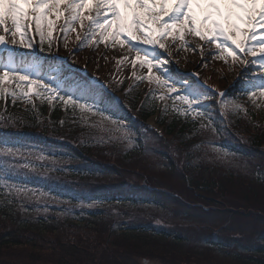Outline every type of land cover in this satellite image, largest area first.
<instances>
[{
  "label": "rangeland",
  "instance_id": "obj_1",
  "mask_svg": "<svg viewBox=\"0 0 264 264\" xmlns=\"http://www.w3.org/2000/svg\"><path fill=\"white\" fill-rule=\"evenodd\" d=\"M61 10H63V6H61ZM100 11L103 13L102 8ZM96 12V7L86 8L83 10L85 18L82 21L77 20L75 22L66 23V21H70L69 12L64 11L63 15L57 16L55 10L50 11L48 13V18L54 23L51 28L50 36L48 34L49 28L47 21H45L43 25V31L45 33L43 45L47 48L44 50L45 53L49 57L55 55L68 57L75 68L84 69L89 77H94L96 80H100L104 84H107L108 87L115 91L117 96L124 99V103H130V99L132 101V99H136L137 97L136 103L135 100L132 101L135 105L142 103L147 98H157L158 104L161 106H164L165 103L167 104L168 99L166 96H162L161 92L164 93L165 90L169 92L170 88L166 85L157 84L154 79L155 77H159L161 80H164L163 78L167 77L164 75V72L158 71L153 67L151 73H149L147 65H142L140 61H136L135 59L137 54L141 57L147 56V52L137 53L135 49L130 50L127 43L121 45L119 39L113 41L111 36L105 39L104 36L101 35L102 29L96 28L95 26L90 28L91 22L86 17L88 15L96 16ZM24 23L28 25L30 20H26ZM82 23L83 27L81 26ZM32 27L41 45L39 28L34 20H32ZM8 28V33H5L3 28H0V35H5L8 41H11L13 38L17 41L16 44L8 43V46L20 50L30 49L26 46L29 43L28 28L25 29L27 35L24 36L23 44L20 43L21 37L19 33H17L15 37H12L11 32L14 28L10 21L8 22ZM261 30L263 32L262 34H264V28L258 25L257 32ZM262 34L259 35L264 38ZM137 35H139V33H137ZM162 43L165 44V48L160 50L168 55V58L163 56L164 59L161 58L166 61L164 65L165 71L169 73L172 72L171 67L172 64H174L180 71L193 72L199 80H204L209 85L215 87L217 92L225 90L234 80H237L236 85L239 86L247 82H254V80L250 78L251 74L254 76L257 75L258 77L264 76V67L260 66L264 64V62H261V64L255 63V61H253L254 56H251L253 55L252 51H249L245 60L238 54L237 58L225 56L217 49L216 43H209L188 30H185L183 39L179 38V33L177 31H173L172 35L167 36ZM250 46H252L251 48L255 51L257 56L260 57L262 55L259 44L256 43L253 45V42H250ZM1 47L2 46H0V48ZM246 60L247 63L245 64ZM153 63H155V61H153ZM246 68L249 70L245 71ZM29 76L32 77V72ZM10 80L11 79L7 78L4 81V88L8 85L11 86ZM258 82V79H256L254 83L257 84ZM30 85L34 84L28 83V85H26V83L17 82L14 83L13 87L16 86V94H23L24 91L32 95L37 94L38 92L35 87ZM18 87L19 91L17 92ZM241 88V90L246 89L243 87ZM253 88L254 89H252V87L248 88V92L244 90L237 94L238 96L243 94V96L228 97L224 100V104H221L223 111H220L225 126L229 128L227 131H224L225 133H223V135L230 140L234 138L239 139L241 144L247 149L254 146L250 140H246L244 139L245 137H243L244 130L246 133H249V131L246 130L249 126L252 128V132H254L253 129L255 128L257 129L255 132H259L264 138V90L256 87ZM39 90L41 91V87H39ZM156 91H158V93H156ZM35 98H37V95ZM217 108V106L213 107L214 110ZM239 108L242 109V111ZM246 108L248 112L245 111ZM242 112L244 114H242ZM151 119L154 120L149 121L156 125V118L152 117ZM257 122L261 123L260 127H256ZM206 134V137L212 138L210 132L207 131ZM262 141L264 142V139H262ZM163 142L169 147L172 139H168L167 142L163 140ZM148 143L151 145V148L158 150L156 145H158L159 142L155 137L151 136ZM159 144L162 145L161 143ZM208 148L209 149L203 147L201 153L205 162L213 166L222 165L225 169H230L229 171L233 172L234 175L237 172L240 176L239 180H241L240 183H230L228 180L231 178L227 179L221 190L222 192L217 191L216 193L218 195L220 194L217 199L218 203H215L217 208L207 203L209 201L205 200L202 198L203 196L196 194V192L188 187L181 170L184 156L180 154L181 151L179 150L178 153L172 155L173 162L177 164L175 167L176 170H171L172 168L167 165V160H165L166 165L164 167L159 165L162 161L159 160L157 154H148L140 156L133 166L129 165L131 172L125 173L122 177L106 175L94 180L99 186L115 187L124 185V187H131L145 184L147 181L145 177L147 175L155 186L159 185L162 187V182L167 187H165L166 190L164 189L165 195L169 197L173 196V201L169 198H165L163 206L118 205L116 208L117 212H112L111 219L106 222L114 225L116 220L117 224L115 227L120 226L121 231H125L126 226L130 227L138 224L155 226L156 228L162 227L169 230L171 233L185 234L192 240L188 245H176L168 239L158 238L161 239L159 241L150 238L147 244H145L139 238L145 237L146 235L139 234L141 230L136 229L135 232L138 234L136 235L140 237L126 239L127 241L122 245L126 247L123 250L122 256L119 255L120 253L116 255L115 245H111V247L108 248L103 244V246L100 247L99 251L103 255L105 261L113 260L111 257L113 255L121 264H233L231 261L217 254L214 250H209L207 248L199 249L201 246H199L198 234H216L227 230L228 234L231 235L234 233L233 231L235 228H249V224H243V222H247L248 219L246 216L242 215L243 213L241 212L245 211L241 208L239 209V206L250 207L252 211L255 210V207H260L263 209L262 215L260 213L255 214H259L258 216L260 217L264 216V189L261 191L255 189L253 195H250L247 191V187H250L248 184H253L254 186L259 185V188L261 186L264 187V147L262 148L263 150L260 149V151L246 157L243 155L236 156L229 152L221 151L216 146H209ZM29 156L33 158L31 154H29ZM47 160L50 159L45 158V161ZM257 170L259 172L255 175ZM235 179L236 177H234V180ZM32 198L33 200L40 198L50 206H57L61 209L60 211L49 210L53 215L65 216L64 213H67V209L83 208L84 205H73L67 200L50 196H43V198H41L38 193H30L28 199ZM184 202H186L187 207L184 205ZM93 206L94 205H91V207ZM255 214L253 215L256 216ZM89 227L93 228V226L89 224L82 225L80 229L74 231V236L81 241L91 240L93 231ZM101 237H96L98 245L106 239L105 235ZM70 240L75 241L76 239L72 238ZM134 246L139 247L141 251L138 252L135 250L134 248L136 247ZM145 251H149L147 254L151 258H143L142 255L146 254ZM189 254H191L192 257H188Z\"/></svg>",
  "mask_w": 264,
  "mask_h": 264
},
{
  "label": "trees",
  "instance_id": "obj_2",
  "mask_svg": "<svg viewBox=\"0 0 264 264\" xmlns=\"http://www.w3.org/2000/svg\"><path fill=\"white\" fill-rule=\"evenodd\" d=\"M7 92L10 93V90ZM134 100L136 103L137 97L132 99ZM132 101L130 99L131 103ZM32 103L23 99L19 100L17 103H11L0 114L9 124L0 125V144L14 147L25 146L36 151H41L39 149L48 146L60 155L63 152L61 157H67L72 163L67 167L57 168L53 174L49 173L48 176L40 177L31 174L23 167H18L15 160L8 163L0 159V264H113L114 262V264H121L113 255L111 256L113 260L105 261L99 249L103 244L108 248L115 245L116 255L120 253L119 255L122 256L126 248L122 245L127 241L126 239L140 237H137L138 234L135 232L137 228L143 230L139 234L146 235L139 238L145 244L150 238L159 241L168 239L176 245L191 243L192 240L185 234L171 233L164 228L154 229V227L143 224L128 226L127 231L118 232L113 225L106 222L109 220L102 217L96 219L97 212H93L92 220L89 218L90 221L74 223L68 220H57L49 214L46 208L42 207L40 211L38 208L37 212L33 213V208L29 203L30 206L26 205L22 214L20 211L22 198L19 189L23 188L49 191L69 197L72 201L76 199L97 201L123 199V201L136 203L138 196L146 195L144 192L121 188L105 189L106 191L100 192L92 186L90 180L103 172L123 175L126 171H131L128 166H133L138 158L148 151L141 132L147 129L145 124L148 118L156 113V105L150 98L145 99L140 106L134 104L138 116L136 121L131 116H118L120 111H110L108 116L113 119L117 118L121 122L120 125L126 128V131L121 132L106 129L97 121L89 120L90 118L82 113L83 111L76 103L64 106L60 102L45 98ZM214 123L217 125L216 122ZM198 125V122L192 121L183 114H175L171 118L163 114L159 117V126L163 127V136H159L153 130L150 132L162 144L163 140L167 142L168 139H172L169 144L173 150L171 152L174 153L178 149L185 152L189 158L188 165L191 164L190 171H185L186 173L183 174L188 187L209 201L207 203L215 205L220 195L216 193L222 190L228 178H231L228 180L230 183H240L241 180L237 172L234 175L229 171L230 169H225L222 165L213 166L205 161L202 163L201 160L198 162L195 160L197 155L195 152L201 151L206 141V138L202 139ZM131 130L136 133V145L129 147ZM246 130L249 133L244 130V139L250 140L254 145L249 148V154L263 150L262 134L255 132L257 130L255 128L252 132L250 126ZM223 145L231 152L241 151L237 147L225 143ZM164 148L159 154L169 161L170 155ZM171 165L174 168V164ZM66 171L73 176L70 180L62 177ZM234 177H236L235 180ZM248 185L250 187H247V191L250 195L255 193V189L258 191L264 189L263 186L259 188V185ZM162 198L164 197L156 191L151 197L145 200L141 198V200L146 204L160 205ZM184 205L187 207L185 202ZM240 208L247 212L241 210L242 215L248 219L243 224H249L250 227L235 228L231 235L227 230L218 234L200 233L198 234L199 246H201L199 249L214 250L233 264H264V216L260 217L259 214H255L262 215L263 209L255 207L252 211L250 207L239 206ZM85 224L93 226V228L89 227L93 231V239L81 241L73 233ZM104 235L106 239L98 245L96 237ZM72 238L76 240L71 241ZM134 247L138 252L141 251L139 247ZM145 253L142 255L144 259L151 258L147 254L149 251ZM188 257H192L191 254Z\"/></svg>",
  "mask_w": 264,
  "mask_h": 264
},
{
  "label": "snow or ice",
  "instance_id": "obj_3",
  "mask_svg": "<svg viewBox=\"0 0 264 264\" xmlns=\"http://www.w3.org/2000/svg\"><path fill=\"white\" fill-rule=\"evenodd\" d=\"M90 7L97 8L96 16L86 17L91 22L90 28L95 26L102 29L101 35L105 39L108 36H111L113 41L119 39L121 45L127 43L130 50L135 49L137 53L147 52L145 57L137 54L136 61L147 65L149 73L155 67L158 71L164 72L165 76H168L164 69L166 61L161 57L167 54L160 52L159 49L165 48L162 41L172 35L173 31L179 33L180 39H183L185 30L191 31L209 43H216L217 49L225 56L237 58L238 53L243 56L248 51H252L253 56H256L255 51L248 45L257 35V26L264 28V0H0V28L8 33L10 21L14 28L11 32L12 37L19 33L20 43L23 44L24 36L27 35L25 29L31 28V24L25 25L24 22L34 20L38 25L43 45L45 35L43 25L47 21L50 36L54 23L48 18L50 11L55 10L57 16L63 15L64 11L69 12L70 21H66L69 23L82 21L85 18L83 10ZM101 8L103 13L100 11ZM81 26L83 27V23ZM8 43L16 44L17 41L14 38L8 41L5 35H0V46H6ZM255 43L260 45L262 55L259 58L264 60V38ZM26 46L31 48L32 43L29 42ZM260 66L264 67V64ZM22 72L27 74L22 75ZM30 74L27 69L14 65L11 58L8 63H0V85L10 76L18 81L35 84L36 81H29ZM154 79L157 84L167 85L174 90V86L168 84L166 80L159 77ZM258 81L253 87L264 90V76H260ZM39 87L51 93L60 90L50 84H43L42 80ZM214 94L220 95L223 101L224 93ZM12 95L15 96V92ZM188 95L193 96L197 93L189 92ZM67 96L68 101L75 103L72 93H67ZM180 98L186 100L189 105L203 107L202 103H196L187 97ZM60 99L63 100V97ZM79 106L82 110L86 107L84 104Z\"/></svg>",
  "mask_w": 264,
  "mask_h": 264
}]
</instances>
